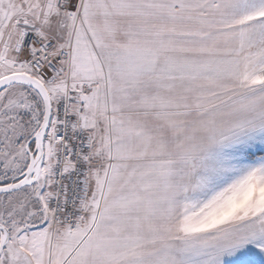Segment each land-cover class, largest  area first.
I'll list each match as a JSON object with an SVG mask.
<instances>
[{"label":"snow or ice","instance_id":"snow-or-ice-1","mask_svg":"<svg viewBox=\"0 0 264 264\" xmlns=\"http://www.w3.org/2000/svg\"><path fill=\"white\" fill-rule=\"evenodd\" d=\"M0 264H264V0H0Z\"/></svg>","mask_w":264,"mask_h":264}]
</instances>
